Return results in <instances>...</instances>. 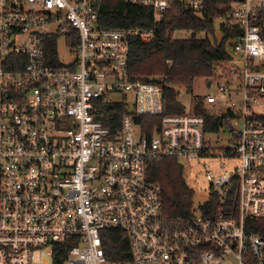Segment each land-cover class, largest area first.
I'll use <instances>...</instances> for the list:
<instances>
[{
    "label": "built area",
    "instance_id": "2783aa9c",
    "mask_svg": "<svg viewBox=\"0 0 264 264\" xmlns=\"http://www.w3.org/2000/svg\"><path fill=\"white\" fill-rule=\"evenodd\" d=\"M104 1L0 0V264H264L246 227L264 219V0L225 1L218 22L241 34L204 80L217 95L184 114L163 113L162 85L129 74L130 40H154L155 26L103 27ZM124 1L157 24L171 2L200 12L206 0ZM108 103L126 108L114 130L96 118ZM221 106L206 131L195 107ZM145 115L161 117L149 135L134 119ZM217 132L226 145H211ZM163 159L183 167L190 216L166 215L146 178ZM201 160L220 165L207 188ZM107 230L127 234L129 258L108 259Z\"/></svg>",
    "mask_w": 264,
    "mask_h": 264
},
{
    "label": "trees",
    "instance_id": "16d2710c",
    "mask_svg": "<svg viewBox=\"0 0 264 264\" xmlns=\"http://www.w3.org/2000/svg\"><path fill=\"white\" fill-rule=\"evenodd\" d=\"M226 0H206L200 12L179 2H171L164 18L155 24L152 11L147 7L130 5L124 0H105L99 11V23L107 28L153 27L155 39L146 42L132 38L129 42L128 68L134 79L159 83L163 87V113L184 114L188 111L178 101V88L191 91L197 79L208 80L213 76L215 64L231 58V41L240 29L227 22H218L225 13ZM218 24V25H216ZM216 26L221 37L216 36ZM178 32L188 33L177 38ZM126 112L122 104L108 103L99 107L96 118L104 126L114 130L121 114ZM196 114L206 118L208 132H216L223 119L207 114L205 108L195 107ZM160 116H136L143 134H151L152 123H159ZM146 178L161 187L163 211L170 217L191 215L194 192L185 183L183 167L174 159L159 162L147 161ZM205 216L211 214L205 213ZM247 231L264 238V219H248ZM105 248L109 260L129 258L127 234L122 230L105 231Z\"/></svg>",
    "mask_w": 264,
    "mask_h": 264
},
{
    "label": "rangeland",
    "instance_id": "374dc122",
    "mask_svg": "<svg viewBox=\"0 0 264 264\" xmlns=\"http://www.w3.org/2000/svg\"><path fill=\"white\" fill-rule=\"evenodd\" d=\"M216 25H218V24H216ZM188 36H189V34L185 33V32H178L175 34V37H177V38H186ZM216 36L219 39L221 37V33H220L217 26H216ZM177 90H178L177 99H178V101H181V103H183L185 105L186 109H189L191 101L193 99H201L202 100V99H205L206 96L209 94L217 95L216 86L213 85L212 87L209 88L203 79H197L194 83L192 90L189 93H186L187 91H184L183 87H179ZM216 107H218V106H216ZM216 107L215 108L210 107V109H209L210 113L209 114L211 116H217L218 118H221L224 120L226 118V116H224L225 108L223 106H221L220 109H217ZM219 134L220 133L217 132L216 134L210 133L209 135H207V139H209L211 141V145H213V146L226 145L227 137L219 138L218 137ZM200 163H201V165L197 167V170L201 175V183H202L203 187L207 188L208 182L203 177L204 171L205 170L218 171L220 168V165L217 166L215 161H208V160H201ZM191 177H194V176L193 175L188 176V178H191ZM194 201H196L195 197H194Z\"/></svg>",
    "mask_w": 264,
    "mask_h": 264
}]
</instances>
